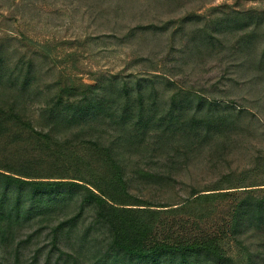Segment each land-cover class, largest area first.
Listing matches in <instances>:
<instances>
[{"label": "trees", "instance_id": "obj_1", "mask_svg": "<svg viewBox=\"0 0 264 264\" xmlns=\"http://www.w3.org/2000/svg\"><path fill=\"white\" fill-rule=\"evenodd\" d=\"M188 22L198 26V47L226 33L247 46L264 25V11H231L212 21L191 15L182 20ZM256 65L264 73V49ZM34 76L33 60L19 58L11 68L0 45V138L28 135L33 147L62 156L67 167L55 175L27 167L0 172V247L27 243L31 234L18 237L36 219L48 225L43 264H236L215 239L189 227L193 206L208 211L225 193L201 194L180 180L203 150L215 141L226 148L237 134L225 109L169 80L170 96L160 102L153 79L102 74L93 84L56 82L40 92ZM255 190L261 195L248 193L229 209V233L246 264H264V188Z\"/></svg>", "mask_w": 264, "mask_h": 264}, {"label": "rangeland", "instance_id": "obj_2", "mask_svg": "<svg viewBox=\"0 0 264 264\" xmlns=\"http://www.w3.org/2000/svg\"><path fill=\"white\" fill-rule=\"evenodd\" d=\"M246 10L264 11V0H0V45L11 68L19 58L33 60L34 90L45 91L56 82L78 88L102 74L118 75L155 80L158 100L167 102L169 80L232 116L237 134L226 148L213 142L180 180L201 194L225 193L215 195L208 211H200L204 204L193 206L189 227H197L201 238L215 239L236 264H246L245 252L229 233V209L248 193L260 196L255 189L264 188V73L256 65L264 49V25L247 46L237 41L238 34L226 33L220 41L198 47L192 40L198 26L182 20L198 15L212 21L221 13ZM147 25L165 30L135 29ZM27 137L12 133L0 138V172L27 167L61 174L57 170L67 167L62 156L33 147ZM149 199L170 200L156 195ZM47 226L36 219L28 223L18 240L31 234L29 241L17 249L15 242L0 247V264H43ZM253 240H244L245 246L257 242Z\"/></svg>", "mask_w": 264, "mask_h": 264}]
</instances>
